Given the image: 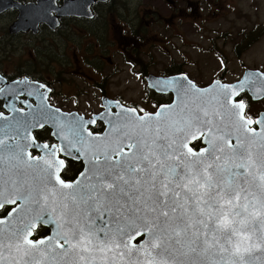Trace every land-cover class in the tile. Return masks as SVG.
<instances>
[{
  "label": "snow or ice",
  "instance_id": "1",
  "mask_svg": "<svg viewBox=\"0 0 264 264\" xmlns=\"http://www.w3.org/2000/svg\"><path fill=\"white\" fill-rule=\"evenodd\" d=\"M191 104L121 116L101 143L70 129L87 157L71 182L55 150L5 155L0 138V208L20 201L15 228L0 219V264H264V118L243 102ZM196 139L208 146L194 151ZM41 224L51 235L34 239Z\"/></svg>",
  "mask_w": 264,
  "mask_h": 264
},
{
  "label": "flooded vegetation",
  "instance_id": "2",
  "mask_svg": "<svg viewBox=\"0 0 264 264\" xmlns=\"http://www.w3.org/2000/svg\"><path fill=\"white\" fill-rule=\"evenodd\" d=\"M257 18L253 4L241 0H0V138L33 157L55 150L64 160L61 177L71 182L87 157L69 129L82 126L85 138L101 143L94 138L105 121L118 119L110 116L193 107L192 100H204L197 90L234 85L246 71L264 73L258 58L246 57L260 36ZM222 92L231 104L246 105V118L264 112H250L264 97L242 88L232 99ZM12 111L31 116L8 118ZM189 146L198 152L206 144L196 139ZM18 205L6 203L0 219ZM53 227L41 224L33 238Z\"/></svg>",
  "mask_w": 264,
  "mask_h": 264
},
{
  "label": "water",
  "instance_id": "3",
  "mask_svg": "<svg viewBox=\"0 0 264 264\" xmlns=\"http://www.w3.org/2000/svg\"><path fill=\"white\" fill-rule=\"evenodd\" d=\"M253 74H255V75H253ZM245 77H248V79H247V81H245ZM251 81V82H250ZM241 82H244V88L243 87H238L240 84H241ZM250 82V83H249ZM252 83L254 84V85H257V86H259L260 88L258 89V90H255L257 93H256V95H254V93H253V91L251 90V89H248L247 88V86H249V87H252ZM217 86V87H216ZM237 86V87H236ZM241 86V85H240ZM213 88H215V89H213ZM222 89L221 87H220V85H218V84H212L211 85V87H209L207 90H209V91H207V92H205V94H208L209 96H210V99L212 98V97H216V98H218V94L220 95V91L218 90V89ZM233 88H235V90L236 89H238V88H242V90H244V91H247V92H249V94L251 95V96H254V97H256V98H258V99H260V98H262V97H264V74L262 73V72H257V71H246L244 74H243V76H242V78H241V80L240 81H238V82H236L234 85H231V86H227V89H226V91H227V97H229L230 95L231 96H233L232 95V89ZM216 91V92H215ZM238 91V90H237ZM215 92V93H214ZM212 94V95H211ZM218 100L219 101H221V96H220V98H218ZM211 108H213V107H219V104H217L216 102H213V104L210 106ZM34 111H38V110H34ZM12 117V119H18L17 117H20V118H22V117H24L23 115H18V113L16 112V111H12L11 112V114L9 115V117L8 118H11ZM6 118V117H5ZM262 118H264V113H261L260 114V116H259V118L257 119V120H259V119H262ZM0 121H1V117H0ZM152 123L153 124H155V121H152ZM260 128H261V125H259L258 124V129L256 130L257 132H259V130H260ZM226 132H235L234 131V129H232L231 127H229V128H226ZM5 134H7L6 132H4V135ZM235 135H239V134H234L233 136H232V138H233V140H234V142H235ZM258 139V138H257ZM26 140V139H25ZM28 140V139H27ZM26 140V141H27ZM204 141V140H203ZM204 143H205V141H204ZM9 145H12V144H10V143H8ZM206 144V143H205ZM208 145L206 144V147H207ZM6 169V168H5ZM19 204H20V201H19ZM11 213V215H8L6 218H5V220H7L8 221V227H10L9 225H13V221H14V218L16 217V213L15 212H13V211H11L10 212ZM9 213V214H10ZM11 228H13V227H11ZM257 255H259V253H257Z\"/></svg>",
  "mask_w": 264,
  "mask_h": 264
},
{
  "label": "rangeland",
  "instance_id": "4",
  "mask_svg": "<svg viewBox=\"0 0 264 264\" xmlns=\"http://www.w3.org/2000/svg\"><path fill=\"white\" fill-rule=\"evenodd\" d=\"M244 5L246 6H253L255 7V13L258 15V18L255 19V22L257 23V27H259L260 30V36L258 38V44L256 45L257 50H253L254 46L247 52L246 57L253 56L258 58L257 65L264 70V0H241ZM239 5V3H238ZM240 7V5H239ZM256 27V26H255ZM233 45L232 43H229V48ZM247 48L244 47L241 50H246ZM246 65V64H245ZM232 79V78H228ZM209 80V78L207 79ZM258 110H264V99L260 101H256L254 103L251 102V109L250 112L255 113Z\"/></svg>",
  "mask_w": 264,
  "mask_h": 264
}]
</instances>
